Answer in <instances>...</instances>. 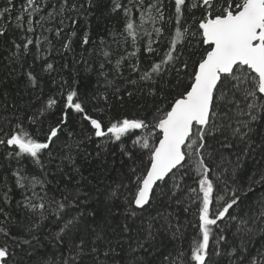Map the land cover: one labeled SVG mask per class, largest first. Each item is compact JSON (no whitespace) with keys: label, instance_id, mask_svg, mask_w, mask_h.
<instances>
[{"label":"snow or ice","instance_id":"obj_1","mask_svg":"<svg viewBox=\"0 0 264 264\" xmlns=\"http://www.w3.org/2000/svg\"><path fill=\"white\" fill-rule=\"evenodd\" d=\"M0 264H264V0H0Z\"/></svg>","mask_w":264,"mask_h":264},{"label":"trees","instance_id":"obj_2","mask_svg":"<svg viewBox=\"0 0 264 264\" xmlns=\"http://www.w3.org/2000/svg\"><path fill=\"white\" fill-rule=\"evenodd\" d=\"M113 47H115L114 45H113ZM245 203H247V202H245ZM242 208H243V206H242ZM237 211H241V209H237ZM190 219H194V217H189ZM192 232V229H189V233H191Z\"/></svg>","mask_w":264,"mask_h":264}]
</instances>
